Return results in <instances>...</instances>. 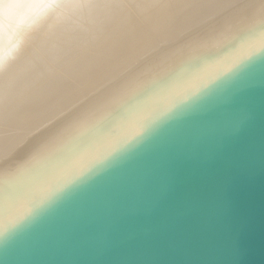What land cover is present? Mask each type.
I'll return each instance as SVG.
<instances>
[{
  "label": "bare ground",
  "instance_id": "obj_1",
  "mask_svg": "<svg viewBox=\"0 0 264 264\" xmlns=\"http://www.w3.org/2000/svg\"><path fill=\"white\" fill-rule=\"evenodd\" d=\"M264 47V0H0V234Z\"/></svg>",
  "mask_w": 264,
  "mask_h": 264
},
{
  "label": "water",
  "instance_id": "obj_2",
  "mask_svg": "<svg viewBox=\"0 0 264 264\" xmlns=\"http://www.w3.org/2000/svg\"><path fill=\"white\" fill-rule=\"evenodd\" d=\"M0 264H264V47L1 233Z\"/></svg>",
  "mask_w": 264,
  "mask_h": 264
}]
</instances>
